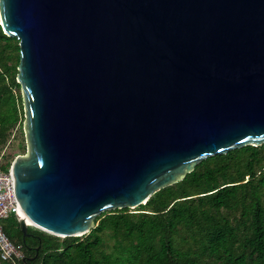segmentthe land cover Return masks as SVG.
Masks as SVG:
<instances>
[{
    "label": "water",
    "instance_id": "95a60500",
    "mask_svg": "<svg viewBox=\"0 0 264 264\" xmlns=\"http://www.w3.org/2000/svg\"><path fill=\"white\" fill-rule=\"evenodd\" d=\"M0 26L19 47L23 238L83 236L264 144V0H0Z\"/></svg>",
    "mask_w": 264,
    "mask_h": 264
},
{
    "label": "trees",
    "instance_id": "16d2710c",
    "mask_svg": "<svg viewBox=\"0 0 264 264\" xmlns=\"http://www.w3.org/2000/svg\"><path fill=\"white\" fill-rule=\"evenodd\" d=\"M19 47L0 26V155L24 122L16 82ZM25 154L24 142L19 146ZM3 231L22 259L0 264H264V144L208 157L135 209L106 211L80 237L34 228L23 238L11 215Z\"/></svg>",
    "mask_w": 264,
    "mask_h": 264
},
{
    "label": "built area",
    "instance_id": "2783aa9c",
    "mask_svg": "<svg viewBox=\"0 0 264 264\" xmlns=\"http://www.w3.org/2000/svg\"><path fill=\"white\" fill-rule=\"evenodd\" d=\"M2 156L3 154L0 155V259L9 261L22 259V253L4 233L2 222L11 215L18 221L22 217V211L15 196L14 179L10 167L6 171L1 168Z\"/></svg>",
    "mask_w": 264,
    "mask_h": 264
},
{
    "label": "rangeland",
    "instance_id": "374dc122",
    "mask_svg": "<svg viewBox=\"0 0 264 264\" xmlns=\"http://www.w3.org/2000/svg\"><path fill=\"white\" fill-rule=\"evenodd\" d=\"M24 142L25 146H26V137H25V133H24V122L22 124V132L17 131L14 135V137L12 138L9 147L7 148V151H11L13 153H16L18 155H21V150H20V145L21 143ZM27 151V147L25 149V153ZM135 209V208H134Z\"/></svg>",
    "mask_w": 264,
    "mask_h": 264
},
{
    "label": "bare ground",
    "instance_id": "6f19581e",
    "mask_svg": "<svg viewBox=\"0 0 264 264\" xmlns=\"http://www.w3.org/2000/svg\"><path fill=\"white\" fill-rule=\"evenodd\" d=\"M21 215H22V212H21Z\"/></svg>",
    "mask_w": 264,
    "mask_h": 264
}]
</instances>
